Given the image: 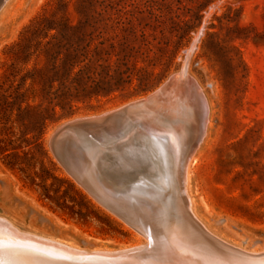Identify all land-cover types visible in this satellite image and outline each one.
<instances>
[{
    "label": "rangeland",
    "instance_id": "374dc122",
    "mask_svg": "<svg viewBox=\"0 0 264 264\" xmlns=\"http://www.w3.org/2000/svg\"><path fill=\"white\" fill-rule=\"evenodd\" d=\"M57 2H4L0 8V85L13 62L10 48L35 20L52 15L62 16L71 24L79 20L95 23L105 38L127 36L130 40H140L143 35L150 43L144 51L148 57L144 65L152 74V82L144 93L136 94L130 89L122 95L91 101L78 106L73 115L48 124L39 141L41 151L33 143L29 121L18 120L15 110L5 114L1 111L0 139L10 140L8 149L20 146L15 152L23 158L19 161L28 170L22 174L16 167H7L6 163L16 158L0 155V216L23 231L86 252L120 250L138 240L144 243L141 235L100 207L65 173L50 153L48 139L68 120L99 115L149 95L169 76L182 72L188 61L186 75L196 81L205 96L208 119L191 168L194 212L216 238L234 248L261 253L264 248V0H63V10L55 13ZM173 55L168 66L166 59ZM142 125L121 138L97 142L93 149L99 154L104 170L115 168L118 173L129 174L127 178H138L130 182L150 188L162 184L168 193L167 168L172 153L161 151L158 145L157 153L135 151V142L141 147L149 139L160 142ZM103 146H111L110 155L101 152ZM49 160L54 163L55 171H51ZM43 169L73 185L72 191L67 185L54 184L63 198L62 207L42 196L38 179L32 184L26 176L40 174ZM50 182L47 180L46 184Z\"/></svg>",
    "mask_w": 264,
    "mask_h": 264
},
{
    "label": "bare ground",
    "instance_id": "6f19581e",
    "mask_svg": "<svg viewBox=\"0 0 264 264\" xmlns=\"http://www.w3.org/2000/svg\"><path fill=\"white\" fill-rule=\"evenodd\" d=\"M5 1L0 0V8ZM187 64L185 61L181 80L186 75ZM198 90L205 101L199 86ZM178 103L176 98H171L163 106L155 105L146 113L108 127L97 137L72 139L68 144L70 154L81 165L91 170H102L94 145L105 139L123 137L143 124V128L159 138L156 145L161 147V151L166 149L172 153L169 154L170 159L167 157L170 167L167 168L168 193L162 184H158L156 189L139 182H130L125 188L107 184L103 187L122 208L143 220L144 230L138 234L144 238V243L138 240L120 250L86 252L23 231L0 216V264H262L259 262H264V257L255 256L260 252L245 251L239 246L235 247L237 251L231 250L204 238L198 229L193 228L191 219L204 232L210 233L196 216L190 194L191 168L208 119L206 116L202 127L197 122L201 103L194 96L189 106Z\"/></svg>",
    "mask_w": 264,
    "mask_h": 264
},
{
    "label": "trees",
    "instance_id": "16d2710c",
    "mask_svg": "<svg viewBox=\"0 0 264 264\" xmlns=\"http://www.w3.org/2000/svg\"><path fill=\"white\" fill-rule=\"evenodd\" d=\"M63 7V0H58L55 13ZM149 47L143 35L140 40H130L127 36L105 38L95 23L79 20L71 24L62 16H43L28 26L19 42L10 48L13 62L0 85V112L15 110L18 120H28L33 143L41 151L39 141L47 125L73 115L78 106L122 95L130 89L136 94L148 91L152 74L144 65L148 58L144 51ZM173 59L174 55L167 57L168 66ZM164 72L166 69L160 75ZM9 142L7 138L0 139V155L16 158L6 166L26 174L28 167L15 152L20 146L8 149ZM49 164L51 171H55L51 160ZM26 176L32 184L38 179L42 196L61 207L65 204L54 184L74 190L68 180L44 169L40 174ZM47 180L52 182L46 184Z\"/></svg>",
    "mask_w": 264,
    "mask_h": 264
},
{
    "label": "water",
    "instance_id": "95a60500",
    "mask_svg": "<svg viewBox=\"0 0 264 264\" xmlns=\"http://www.w3.org/2000/svg\"><path fill=\"white\" fill-rule=\"evenodd\" d=\"M176 74L178 75L177 77ZM176 74L169 76L164 83L144 98L133 100L116 109L103 112L99 115L78 117L66 121L58 126L48 139L49 151L65 173L100 207L118 218L136 233H140L144 230L143 220L135 218L130 210L122 208L114 197L105 192L103 187L107 184V186L111 185L114 187L119 185L125 188L131 180L138 181V178H127L126 175L130 177L129 174L118 173L115 168L91 170V168L89 169L81 165L79 161L70 154L68 144L72 139H92L97 137L112 125L118 124L134 115L146 113L155 105H165L170 98H172L171 96L175 97L179 103L186 106L194 96L201 103V112L197 122L202 127L204 119L207 116V107L204 98L199 92L196 83L188 75H184L183 80L180 81L178 78L182 76L181 70ZM140 147L141 146L135 142L133 149L135 151L142 150L143 153L158 152L157 145L153 139H149L147 142L143 143L141 148ZM109 148H111V146H103L100 147V150L104 154L110 155ZM144 175L145 174H143V176ZM154 187L156 188V186ZM191 223L193 224V228H196V230L198 229L204 238L230 248L231 250H236L231 245L221 241L207 231H205V233L200 225L193 219H191ZM255 256L258 258L264 257V252Z\"/></svg>",
    "mask_w": 264,
    "mask_h": 264
}]
</instances>
